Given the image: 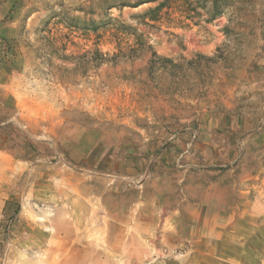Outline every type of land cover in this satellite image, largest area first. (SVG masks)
Here are the masks:
<instances>
[{
    "label": "rangeland",
    "instance_id": "obj_1",
    "mask_svg": "<svg viewBox=\"0 0 264 264\" xmlns=\"http://www.w3.org/2000/svg\"><path fill=\"white\" fill-rule=\"evenodd\" d=\"M0 264H264V0H0Z\"/></svg>",
    "mask_w": 264,
    "mask_h": 264
},
{
    "label": "bare ground",
    "instance_id": "obj_2",
    "mask_svg": "<svg viewBox=\"0 0 264 264\" xmlns=\"http://www.w3.org/2000/svg\"><path fill=\"white\" fill-rule=\"evenodd\" d=\"M79 202H80V201H79ZM79 202H78V203H79ZM108 202H109V201H108ZM109 207H110V206H109ZM116 209H117V212H118V213H116V215H117V216H121V212L118 210V209H120V207L117 206ZM95 218H96V217H95ZM121 235H123V229L121 230ZM121 235H120V237H121ZM107 243H108V242H107Z\"/></svg>",
    "mask_w": 264,
    "mask_h": 264
},
{
    "label": "trees",
    "instance_id": "obj_3",
    "mask_svg": "<svg viewBox=\"0 0 264 264\" xmlns=\"http://www.w3.org/2000/svg\"><path fill=\"white\" fill-rule=\"evenodd\" d=\"M8 204L10 205L11 203H10V202H8Z\"/></svg>",
    "mask_w": 264,
    "mask_h": 264
}]
</instances>
